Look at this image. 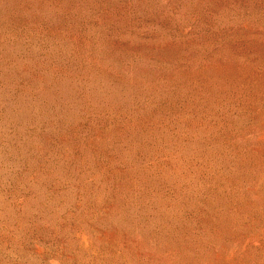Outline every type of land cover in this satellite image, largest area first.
<instances>
[{"label": "rangeland", "instance_id": "rangeland-1", "mask_svg": "<svg viewBox=\"0 0 264 264\" xmlns=\"http://www.w3.org/2000/svg\"><path fill=\"white\" fill-rule=\"evenodd\" d=\"M0 264H264V0H0Z\"/></svg>", "mask_w": 264, "mask_h": 264}]
</instances>
